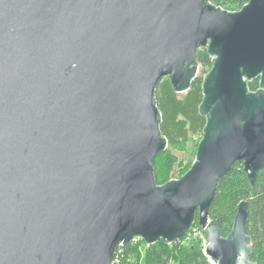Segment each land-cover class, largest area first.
<instances>
[{
  "label": "water",
  "instance_id": "water-1",
  "mask_svg": "<svg viewBox=\"0 0 264 264\" xmlns=\"http://www.w3.org/2000/svg\"><path fill=\"white\" fill-rule=\"evenodd\" d=\"M198 48L207 122L190 168L157 186L155 86L186 92ZM235 163L252 186L264 169V0H0V264H110L196 221L214 264H257L246 201L226 236L208 220Z\"/></svg>",
  "mask_w": 264,
  "mask_h": 264
},
{
  "label": "trees",
  "instance_id": "trees-1",
  "mask_svg": "<svg viewBox=\"0 0 264 264\" xmlns=\"http://www.w3.org/2000/svg\"><path fill=\"white\" fill-rule=\"evenodd\" d=\"M207 1L216 8L238 11L249 0ZM196 63L200 67V74L190 81L186 92L176 93L167 76L162 77L155 86L154 96L160 113L159 132L168 146L153 161V176L157 186L169 182H160L156 168L158 161H162L165 167L172 168L177 160L170 149L187 142L190 134L202 135L207 122V118L200 112L204 99L203 79L211 68V58L205 48L197 49ZM258 86V79L247 82L249 91L257 90ZM241 200L246 201L249 214L245 230L253 247L251 260L264 264V169L257 173L253 186L240 163H235L218 181L213 202L208 210V220L211 225L219 227L223 236L229 233ZM197 217L196 212V220ZM138 244L124 245L118 264H210L202 250L201 242L196 239L188 243L159 241L146 247L143 254L139 251ZM110 264H114L113 261Z\"/></svg>",
  "mask_w": 264,
  "mask_h": 264
},
{
  "label": "rangeland",
  "instance_id": "rangeland-1",
  "mask_svg": "<svg viewBox=\"0 0 264 264\" xmlns=\"http://www.w3.org/2000/svg\"><path fill=\"white\" fill-rule=\"evenodd\" d=\"M198 74H200V67H198L197 75ZM201 138V134H190L187 142L180 144L175 149H170L177 160L172 168L165 167L162 161H158L156 168H158L159 171L160 182L163 180H176L185 174L195 159L197 147ZM141 249H143V247H141Z\"/></svg>",
  "mask_w": 264,
  "mask_h": 264
},
{
  "label": "built area",
  "instance_id": "built-area-1",
  "mask_svg": "<svg viewBox=\"0 0 264 264\" xmlns=\"http://www.w3.org/2000/svg\"><path fill=\"white\" fill-rule=\"evenodd\" d=\"M221 10H224V11H227V12H235L234 10H230V9H226V8H219ZM199 67V66H198ZM199 240L201 242V245H202V250L204 252L208 242H207V237H206V232H205V229L198 226V225H195L193 226L180 240H178L177 242H181V243H188L190 242L191 240ZM138 244V243H141L140 244V247H139V251L141 252V254H143L144 250L146 247H148V245L139 237H136L134 238L130 244ZM124 245H119L116 250H115V253L113 255V258L111 260V263L113 261L114 264H118L119 261H120V255L122 253V248H123ZM141 247H143V249H141ZM210 264H214L209 258H208Z\"/></svg>",
  "mask_w": 264,
  "mask_h": 264
}]
</instances>
